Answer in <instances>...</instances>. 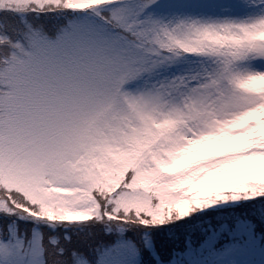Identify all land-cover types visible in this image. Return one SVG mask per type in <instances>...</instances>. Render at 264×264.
Returning <instances> with one entry per match:
<instances>
[{"label":"snow or ice","instance_id":"obj_1","mask_svg":"<svg viewBox=\"0 0 264 264\" xmlns=\"http://www.w3.org/2000/svg\"><path fill=\"white\" fill-rule=\"evenodd\" d=\"M144 253L264 264V0H0V264Z\"/></svg>","mask_w":264,"mask_h":264},{"label":"rangeland","instance_id":"obj_2","mask_svg":"<svg viewBox=\"0 0 264 264\" xmlns=\"http://www.w3.org/2000/svg\"><path fill=\"white\" fill-rule=\"evenodd\" d=\"M158 245H159V241H158ZM143 264H150V257L148 256L147 253H144L143 255Z\"/></svg>","mask_w":264,"mask_h":264}]
</instances>
